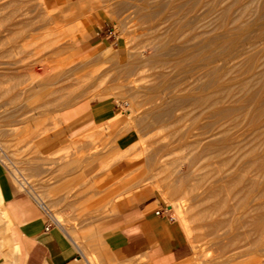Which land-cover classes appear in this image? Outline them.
Instances as JSON below:
<instances>
[{
    "label": "rangeland",
    "instance_id": "obj_1",
    "mask_svg": "<svg viewBox=\"0 0 264 264\" xmlns=\"http://www.w3.org/2000/svg\"><path fill=\"white\" fill-rule=\"evenodd\" d=\"M142 1L0 0V173L60 220L88 264H151L117 261L96 233L117 202L141 191L181 228L177 210L188 218L181 264H264V231L252 217L255 199L264 201V163L235 145L264 153V0H208L194 10L184 1L176 15L165 11L171 0ZM204 97L237 100L217 114L221 101ZM108 98L116 129L88 136L79 130L85 116H65ZM233 114L244 120L233 123ZM113 170L123 176L84 174ZM5 205L0 264H28L30 245Z\"/></svg>",
    "mask_w": 264,
    "mask_h": 264
},
{
    "label": "crops",
    "instance_id": "obj_2",
    "mask_svg": "<svg viewBox=\"0 0 264 264\" xmlns=\"http://www.w3.org/2000/svg\"><path fill=\"white\" fill-rule=\"evenodd\" d=\"M116 112L117 103L108 98L93 100L77 113L72 111L65 113V116H85V121L79 124V130L96 137L104 130L119 126L121 119L116 123L110 121ZM119 142L126 144L125 139ZM84 174L96 180L123 176L117 170L112 173ZM99 193L97 188L87 192L89 197ZM115 193L119 191L111 189L106 192L109 195ZM0 201L6 204L4 215L11 222L14 221L19 234L30 245V248L25 249L30 258L28 264H88L83 248L78 247L63 228L52 226L49 230L45 229L46 218L42 211L9 181L5 173H0ZM155 202L145 197L144 192H136L130 198H122L117 202V213L103 219L101 224L105 228L96 233L103 249L111 257L120 262L147 257L151 264H181L190 255L183 229L167 214H156ZM91 241L90 238L88 242ZM13 249H20V245L14 242ZM85 249L97 255L100 252L92 244H87Z\"/></svg>",
    "mask_w": 264,
    "mask_h": 264
},
{
    "label": "bare ground",
    "instance_id": "obj_3",
    "mask_svg": "<svg viewBox=\"0 0 264 264\" xmlns=\"http://www.w3.org/2000/svg\"><path fill=\"white\" fill-rule=\"evenodd\" d=\"M144 1V0H143ZM142 1V2H143ZM184 1H187V3H188V6L186 7V8H188L187 10H189V9H192V10H194V9H202V7H204V5H206V3H207V1L208 0H171L170 1V3L168 4V7L166 8V12H169L170 14H172V15H176L177 13H178V11L180 10V6H181V4L184 2ZM26 2H27V0H26ZM29 2V1H28ZM27 2V3H28ZM26 4V3H25ZM46 4V3H45ZM186 4V3H185ZM27 5V4H26ZM142 7V6H141ZM185 8V7H184ZM183 8V9H184ZM228 8L226 7L224 10H227ZM184 10H186V9H184ZM165 12V13H166ZM181 12V11H180ZM199 12V11H198ZM139 13H141L140 11H139ZM142 13H143V10H142ZM141 13V14H142ZM145 13V12H144ZM168 14V13H167ZM181 14H182V12H181ZM169 16V15H168ZM180 17V16H179ZM237 16H235V18H236ZM238 18V17H237ZM236 18V19H237ZM241 19V18H240ZM239 19V20H240ZM242 21V20H241ZM237 22V21H236ZM235 22V23H236ZM240 22V21H239ZM238 23V22H237ZM241 23V22H240ZM239 23V24H240ZM222 24L223 23H221V24H219V27H221L222 26ZM79 25H81V24H78V26ZM83 26V25H82ZM246 26V25H245ZM242 28V27H241ZM231 29H233L232 27H231ZM50 30V29H49ZM240 32V31H239ZM242 33V32H241ZM240 33V34H241ZM231 35V34H230ZM235 35V34H234ZM237 35V34H236ZM241 38V37H240ZM254 53V52H253ZM191 54V53H190ZM192 57H194V56H192ZM247 58V57H246ZM247 60V59H246ZM249 61V60H248ZM236 62V61H235ZM261 62H263V61H261ZM260 63V62H259ZM264 63V62H263ZM263 63H261V64H263ZM235 64V63H234ZM241 64V63H240ZM245 64V63H244ZM233 65V64H232ZM237 65V64H236ZM235 65V66H236ZM246 65V64H245ZM258 65V64H257ZM256 65V66H257ZM259 66H260V64H259ZM262 66H264V64L262 65ZM258 67V66H257ZM232 68H234V67H232ZM255 69V68H254ZM258 69V68H257ZM237 70V69H236ZM258 71V70H257ZM240 72V71H239ZM238 72V73H239ZM258 72H260V73H258L259 75H258V77L260 76V78H262V77H264V69H261V71H258ZM229 73V72H228ZM219 76H221V75H218V77ZM228 76V75H227ZM255 76H257V74L255 75ZM217 77V78H218ZM255 79H256V77H254ZM246 81V80H245ZM247 82L248 83H243L242 82V84H241V89H243V90H241V91H243V92H247L249 95H248V97H250V93L249 92H253V91H251V89H253V87L251 86V84L249 83V81L247 80ZM256 82V81H255ZM241 83V82H240ZM262 83H264V81L262 82ZM256 84V83H255ZM258 84V83H257ZM253 85V84H252ZM264 86V85H263ZM228 87V86H227ZM237 88V87H236ZM231 89H233V88H231ZM227 90H228V88H227ZM245 90V91H244ZM221 91V90H220ZM232 91V90H231ZM231 91H230V93H229V97L232 95L231 94ZM242 92V93H243ZM246 93V94H247ZM245 94V97L247 98V95ZM233 95H235V94H233ZM236 96V95H235ZM224 97V96H223ZM245 97H244V99H245ZM205 99H203V101L205 100V103L206 102H209V100H210V98H208V97H204ZM226 98V97H225ZM209 99V100H208ZM224 99V98H223ZM223 99H221L220 101H221V103H220V101L218 100H213L212 102L214 103V104H218V103H220V104H222L220 107H218L217 105H215V110H214V113H219V114H223V112L225 111V105H226V103H229L230 104V101H233V100H235V99H233V97H232V99L231 100H229V101H227L226 103L225 102H223L224 100ZM229 99V98H228ZM241 99V98H240ZM200 100V99H199ZM227 100V99H226ZM237 100V99H236ZM235 100V101H236ZM240 101H242V100H240ZM211 101L209 102V104L210 103H212ZM234 102V101H233ZM233 102H231V103H233ZM250 102V101H249ZM204 103V104H205ZM225 103V105H223ZM207 104V103H206ZM214 104H212V105H214ZM235 103H233V105H234ZM238 105V104H237ZM241 105V104H240ZM229 106H232V104L231 105H228V107ZM236 106V105H235ZM244 106H246V104L244 103ZM234 107V106H233ZM240 107V106H239ZM242 107H243V104H242ZM217 108V109H216ZM232 108V107H231ZM238 108V107H237ZM246 108H248V107H246ZM251 108H252V106H251ZM250 108V109H251ZM229 109V108H228ZM245 109V108H244ZM230 110V109H229ZM228 110V111H229ZM250 111V110H249ZM251 112V111H250ZM248 113V112H247ZM263 115V114H262ZM259 116V115H258ZM247 118H248V116H246ZM120 118V115L119 114H115L111 119H110V121L112 122V123H114V122H116V121H118V119ZM246 118V119H247ZM257 118V117H256ZM230 120L233 122V123H239L241 120H244V117L242 118L241 116H239V115H234L233 114V116L230 118ZM263 120V119H262ZM108 122V121H107ZM259 124V123H258ZM100 127H102V126H100ZM264 127V125L262 126V128ZM106 128V127H105ZM100 129V128H99ZM218 129V128H217ZM220 129V128H219ZM264 129V128H263ZM225 130V131H224ZM224 130H221V132L223 131L224 133H225V135H226V137H228L229 136V132L226 130V129H224ZM261 130V129H260ZM214 131H218V130H214ZM256 132V131H255ZM214 133V132H213ZM244 134V133H243ZM262 135H263V133H261ZM260 136V135H259ZM258 136V137H259ZM261 138H262V136H260ZM230 138H232V136L230 137ZM256 139H258L257 137H256ZM230 140V139H229ZM259 140V139H258ZM262 140V139H261ZM221 141H222V139H221ZM232 141V140H231ZM215 142V141H214ZM259 142V141H258ZM218 143V142H217ZM220 143V142H219ZM231 143V142H230ZM229 143V144H230ZM259 143H261V142H259ZM231 144H233V143H231ZM236 146H237V148H239V149H241V150H244L243 152H245V153H247V154H249L250 156H252L251 157V162L253 163V164H257V163H264L263 161H262V159H263V157H264V153H260V152H258V150H257V148L256 147H252V146H247V147H244V146H241V144L240 143H236L235 144ZM224 146V145H223ZM231 146V145H230ZM262 146V145H261ZM226 147V146H225ZM260 151V150H259ZM263 152V151H262ZM131 160V159H130ZM251 163V164H252ZM258 165V164H257ZM244 176V175H243ZM243 176L241 177V178H239V180L240 181H242L243 180ZM246 178V177H245ZM251 181V180H250ZM239 182V181H238ZM253 182V181H252ZM250 183V182H249ZM242 188V187H241ZM240 188V189H241ZM229 190V189H228ZM242 190V189H241ZM235 191V190H234ZM239 191V190H238ZM243 191H244V189H243ZM239 192H241V191H239ZM247 193V192H246ZM246 193H244V195L246 196L247 194ZM225 195V194H224ZM227 196H228V194H227ZM241 200H243L242 198H241ZM48 206V205H47ZM49 208V207H48ZM253 208H254V213H253V216L252 217H254L253 219H254V221H255V225H256V227L258 228V230L259 231H264V201H259L257 198L255 199V203H254V205H253ZM177 212L179 213V215H180V220L182 221V224L184 225H182V228H183V230H185V228H186V223H187V220H188V218H186V216H185V213H184V211L183 210H177ZM56 218V220L60 223V220L57 218V217H55ZM254 225V224H253Z\"/></svg>",
    "mask_w": 264,
    "mask_h": 264
},
{
    "label": "built area",
    "instance_id": "obj_4",
    "mask_svg": "<svg viewBox=\"0 0 264 264\" xmlns=\"http://www.w3.org/2000/svg\"><path fill=\"white\" fill-rule=\"evenodd\" d=\"M37 201V204H38V207L43 210L44 212H46V214H49V210H47L46 207L43 206V203L39 200H36ZM169 212V208L168 207H165V208H160V209H155V213L156 214H167L168 217L170 219H172L171 216H169L168 214ZM58 221L53 217L51 216L50 214L47 216V219H46V225H45V229L46 230H49L52 226H58Z\"/></svg>",
    "mask_w": 264,
    "mask_h": 264
}]
</instances>
